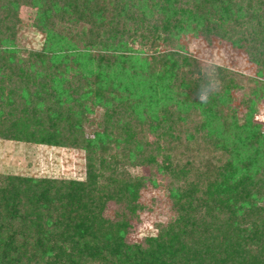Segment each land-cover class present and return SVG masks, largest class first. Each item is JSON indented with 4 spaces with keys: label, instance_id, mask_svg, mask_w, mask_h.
<instances>
[{
    "label": "trees",
    "instance_id": "16d2710c",
    "mask_svg": "<svg viewBox=\"0 0 264 264\" xmlns=\"http://www.w3.org/2000/svg\"><path fill=\"white\" fill-rule=\"evenodd\" d=\"M167 1L169 5H162L177 17L171 26L160 20L162 29L156 20L151 21L152 10H156L151 0H0V134L11 136L12 130L14 137L11 138H26L32 130V121L47 120L50 130H47L46 140L89 151L85 182L61 178L67 181L57 192L45 186L50 183L47 180L37 182L19 176L0 185V264H88L90 259L99 260L100 264H264V204H255V201L264 203L263 179L251 181L250 186L238 190L237 200L241 205L234 222L229 219L232 210L224 212L223 207L228 204L225 202L236 207L237 202L212 195V188H206L195 192L202 201L204 220L199 218L190 225L178 212V223H183L181 232L162 225L157 234L146 237L145 245L129 246L125 239L127 230L118 237L104 236L106 221L101 215L109 195L97 187V166L93 157L98 142L88 141L83 133L86 100L94 96L93 103L107 107L108 112L115 103L117 112L113 114L121 113L123 103L127 102L132 113L135 106L142 107V99L147 95L151 100L155 96V99L171 102L177 90L183 89L179 92L188 95L194 89L201 90L202 82L209 78L197 63L185 66L193 60L186 54L172 50L150 54L131 47L132 43L147 44L149 39L166 41L174 31L179 33L180 16L189 8L177 7L180 0ZM219 1L222 3H219L218 18L221 22L209 24L205 20L207 31H217L230 41L245 42L251 60L257 64V75L264 79V0ZM206 3L215 6L218 0H206ZM24 6L36 9L34 27L44 35L41 48L28 50L18 43ZM146 8H151V13ZM59 24L62 25L57 28ZM63 25L70 35L78 31L77 36L85 34L83 39H77L89 45L78 46L73 38L67 39ZM209 25L212 28H208ZM77 26L80 28L75 30ZM155 30L160 32L158 37ZM93 47L97 50L93 51ZM94 60L98 69L87 65ZM146 60L161 63V71L144 74ZM123 73H131L133 81L144 80L143 89L135 85L119 87L123 84L119 74ZM20 83L29 95L28 102L33 101L34 107H29L26 113L6 99L5 89ZM131 89L138 94L135 106ZM121 91L123 95L118 96ZM181 96V104L187 110L192 104L187 103L189 98ZM222 99L225 101V96ZM218 104L202 108L201 113L188 114L204 115L202 122L206 117L213 118L218 128L215 114ZM17 111L18 115L24 113L9 117L15 116ZM137 118L142 122L140 115ZM228 124L226 121V126ZM226 126L221 125L222 132L226 131ZM59 128L66 137L62 141L57 139ZM99 136L101 143L106 142L104 135ZM144 164H151V171H172L169 167L162 168L154 157ZM244 164L248 167L247 162ZM261 175H264V167ZM137 181L140 180L130 178L112 188L116 199L123 200L130 211L138 200ZM26 183L30 187L21 190ZM195 190H185L191 200ZM180 195L184 197V193ZM255 197L258 198L255 200ZM252 202L254 208L250 206ZM121 254L125 256L123 261L116 256Z\"/></svg>",
    "mask_w": 264,
    "mask_h": 264
},
{
    "label": "rangeland",
    "instance_id": "374dc122",
    "mask_svg": "<svg viewBox=\"0 0 264 264\" xmlns=\"http://www.w3.org/2000/svg\"><path fill=\"white\" fill-rule=\"evenodd\" d=\"M152 1L156 10L146 8L148 13H151V10L153 12L151 21L156 20L162 29L164 27L159 23L160 20L170 26L174 24L176 14L166 10L162 5L163 3L169 5V1ZM219 3L218 0L217 5L213 6L207 4L206 0H183V2L180 0L179 4L176 3L177 7L189 9L180 16L178 34L174 31L172 37L166 41L157 38L149 39L147 44H130L134 49L138 48L149 53L172 50L186 54L195 62L188 61L185 66L189 67L197 63L203 74L209 77L207 82H202L201 90L193 88L194 92L186 95L182 91L179 92L183 89H179L173 94L171 102L155 99V96L151 100L147 95L142 99V107L137 108L135 101H138V97L135 95L138 94L131 89V99L135 106L132 113L127 107V102L123 103L125 107L121 113L113 114L117 112L114 110L115 103L108 112L107 107L93 103L94 96L86 100L83 133L88 141L98 142L94 147L95 153L93 152L98 174L97 187L100 186L109 195L103 204L104 214L101 215L106 221L104 236L118 237L127 230L125 239L129 246L145 245L146 237L157 234L158 227L162 225L181 232L183 223H178L180 218L178 212L184 215L186 223L190 225L198 222L199 218L203 219L202 201L195 192L206 188H212L210 190L212 195L228 197L229 200L237 202L236 207L231 202H225L228 203L225 204L226 207L222 206L224 212L232 210L229 219L234 222L239 214L238 207L241 205L237 200L238 190L240 191L245 185L250 186L251 181L264 180V175H261L264 167L262 82L264 79L257 75V64L251 60L250 50L245 42L240 40H232V42L219 35L217 31H207L205 20L209 24L213 21L221 22L218 19ZM35 16V8L28 6L21 8V32L18 43L28 50L41 48L44 41V35L34 27ZM61 25L59 24V27L57 25V28ZM62 28L67 39L73 38L72 41L78 46L89 45L87 41L84 44L83 40L77 39H83L85 34L81 33V37L77 36L78 31L70 35L68 29H64V25ZM79 28L77 26L72 31ZM208 28L212 26L209 25ZM158 33L160 34L155 30V37H158ZM94 50L97 49L93 47ZM87 65H92L89 66L91 69H98L95 60ZM161 69L162 65L158 61L146 60L143 73L150 74L152 70L160 72ZM119 76L122 77L120 80L123 82L119 87L125 88L129 85H135L137 89L144 87V80L133 81L131 73H123ZM141 77L145 78L143 75ZM21 86L20 83L18 86L13 85L5 89L6 99L9 98L7 103L19 105L26 113L29 107L34 106L33 101L28 102L29 95ZM122 93V91L118 93V96H122ZM195 93H198L197 97ZM222 94L225 96V101L222 99ZM181 95L189 98L187 103L192 104L187 110L181 104L183 101ZM218 101L220 104L217 103ZM217 104L216 124L220 127H215L213 118L206 117L202 122L204 115L198 114L201 118L195 115L201 113L202 108H210L207 106ZM19 115L17 111L15 116L9 117L14 118ZM138 115L143 118L142 122L137 121ZM46 121L41 119L32 121V130H29L32 135L28 132L26 138H11L14 137L12 130L9 132L11 136L0 134V185H6L11 182V177L19 176L37 182L47 180L50 183L45 186L57 192L67 181L61 178L87 181L88 149L46 140L47 130H50ZM226 121L229 123L228 126ZM222 124L226 126L225 132L221 131ZM58 131L60 135L57 139L62 141L66 138L61 134L64 130L59 128ZM99 134L106 137V142L99 141ZM147 154L151 156L148 157ZM152 157L162 168L169 167L172 171L166 173L155 169L151 171V164L144 163ZM244 162L248 163V167ZM130 178L140 180L135 182L138 183L136 185L138 200L132 205L131 211L123 200L118 201L115 193H112V188ZM28 187H30L29 183L23 184L21 190ZM188 188L196 189L192 200L191 196L188 198L186 195ZM180 192L184 193V197ZM202 194L200 193L201 196ZM257 198L255 197V200ZM255 204L259 206L264 203L255 201ZM250 206L254 208L253 202ZM122 223L123 227H121ZM122 254L116 255L119 261L124 260L125 254ZM88 264H100V261L90 259Z\"/></svg>",
    "mask_w": 264,
    "mask_h": 264
},
{
    "label": "clouds",
    "instance_id": "9594fccd",
    "mask_svg": "<svg viewBox=\"0 0 264 264\" xmlns=\"http://www.w3.org/2000/svg\"><path fill=\"white\" fill-rule=\"evenodd\" d=\"M201 98L203 99L204 97L202 96Z\"/></svg>",
    "mask_w": 264,
    "mask_h": 264
}]
</instances>
